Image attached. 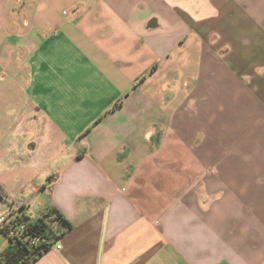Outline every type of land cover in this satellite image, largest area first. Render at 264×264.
<instances>
[{
    "label": "crops",
    "instance_id": "crops-1",
    "mask_svg": "<svg viewBox=\"0 0 264 264\" xmlns=\"http://www.w3.org/2000/svg\"><path fill=\"white\" fill-rule=\"evenodd\" d=\"M10 203L33 264H264V0H0Z\"/></svg>",
    "mask_w": 264,
    "mask_h": 264
},
{
    "label": "trees",
    "instance_id": "trees-1",
    "mask_svg": "<svg viewBox=\"0 0 264 264\" xmlns=\"http://www.w3.org/2000/svg\"><path fill=\"white\" fill-rule=\"evenodd\" d=\"M117 107L118 105L115 104L112 109ZM53 221L62 222L66 229L57 234L51 225ZM70 228L71 225L55 208H49L35 219L32 226L34 236L40 238L39 242L34 245L21 240H16L15 243L10 242L0 253V264H33L54 245L59 234L65 233Z\"/></svg>",
    "mask_w": 264,
    "mask_h": 264
},
{
    "label": "built area",
    "instance_id": "built-area-1",
    "mask_svg": "<svg viewBox=\"0 0 264 264\" xmlns=\"http://www.w3.org/2000/svg\"><path fill=\"white\" fill-rule=\"evenodd\" d=\"M35 219L28 206L10 203L5 210L0 211V235L8 244L15 243L16 240L28 242L30 245L37 244L40 238L34 236L32 229ZM57 249H60V245H57Z\"/></svg>",
    "mask_w": 264,
    "mask_h": 264
}]
</instances>
